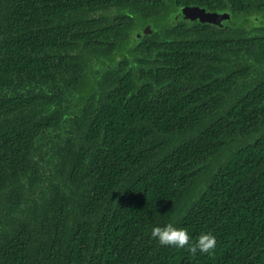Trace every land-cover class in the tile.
<instances>
[{"label": "trees", "instance_id": "trees-1", "mask_svg": "<svg viewBox=\"0 0 264 264\" xmlns=\"http://www.w3.org/2000/svg\"><path fill=\"white\" fill-rule=\"evenodd\" d=\"M0 264H264V0H0Z\"/></svg>", "mask_w": 264, "mask_h": 264}, {"label": "clouds", "instance_id": "clouds-1", "mask_svg": "<svg viewBox=\"0 0 264 264\" xmlns=\"http://www.w3.org/2000/svg\"><path fill=\"white\" fill-rule=\"evenodd\" d=\"M151 236L162 245H175L177 247H188L192 253L209 252L215 248L216 237L210 232L201 234L195 245L191 241V236L187 228H176L173 224L168 223L162 226L157 225L151 229Z\"/></svg>", "mask_w": 264, "mask_h": 264}, {"label": "water", "instance_id": "water-1", "mask_svg": "<svg viewBox=\"0 0 264 264\" xmlns=\"http://www.w3.org/2000/svg\"><path fill=\"white\" fill-rule=\"evenodd\" d=\"M182 13L191 21L215 25H220L223 21L230 18L229 14L209 13L205 9L196 6H186L182 9Z\"/></svg>", "mask_w": 264, "mask_h": 264}, {"label": "flooded vegetation", "instance_id": "flooded-vegetation-1", "mask_svg": "<svg viewBox=\"0 0 264 264\" xmlns=\"http://www.w3.org/2000/svg\"><path fill=\"white\" fill-rule=\"evenodd\" d=\"M202 9H204V8H202ZM206 10V9H205ZM208 12V11H207ZM209 13H217V12H209ZM218 14H228V13H218ZM230 15V14H229ZM230 18H231V16H230Z\"/></svg>", "mask_w": 264, "mask_h": 264}]
</instances>
